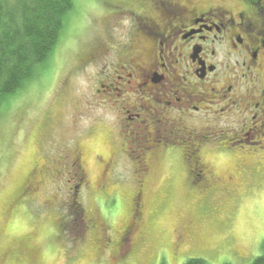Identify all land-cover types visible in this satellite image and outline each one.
Masks as SVG:
<instances>
[{
	"label": "rangeland",
	"instance_id": "374dc122",
	"mask_svg": "<svg viewBox=\"0 0 264 264\" xmlns=\"http://www.w3.org/2000/svg\"><path fill=\"white\" fill-rule=\"evenodd\" d=\"M74 3L40 76L0 98V255L4 254L0 260L4 256L3 264H185L197 257L210 264H252L264 254V146L254 151L250 145L243 149L229 145L231 152L206 148L204 157L218 176L224 177L228 168L236 170L233 182L221 187L189 180L179 146L161 149L154 156L141 150L114 154L121 147L114 132L117 111L106 103L115 101L104 93L95 94L98 79L105 83L97 76L102 62L86 60L108 41L106 11L95 0ZM51 140L68 146L77 141L85 148L88 184L76 191L80 206L69 200L74 196L69 188L77 178L71 180L68 170L46 174L47 168L52 172L60 164L55 155L51 161L42 156L44 142ZM127 146L136 150L132 143ZM98 156L113 162L105 186ZM148 157L153 169L145 177ZM245 161L256 170L242 174L240 166ZM36 164L44 168L40 185L23 195ZM137 169L144 174L140 178L146 185L144 199L139 201L146 204L145 221L154 252L149 256L143 249L132 250L122 257L115 253L109 261L98 263L90 251L95 230L83 222L81 210L86 216L101 217L110 233H117L132 215L133 196L143 188L137 183ZM138 205L136 216L141 210ZM189 216L195 220L198 237L208 242L207 249L188 240L176 246V229ZM27 233L41 255L38 261L17 243Z\"/></svg>",
	"mask_w": 264,
	"mask_h": 264
},
{
	"label": "flooded vegetation",
	"instance_id": "af4514ba",
	"mask_svg": "<svg viewBox=\"0 0 264 264\" xmlns=\"http://www.w3.org/2000/svg\"><path fill=\"white\" fill-rule=\"evenodd\" d=\"M95 5H103L106 11L108 41L86 60L102 62L97 76L106 84L98 79L95 94L104 93L115 101L106 103L117 111L113 123L121 147L114 154L141 150L154 156L161 149L179 146L194 184L221 187L233 182L236 170L228 168L224 177L218 176L204 150L231 152L229 145L242 149L250 145L255 151L264 146V0H95ZM54 142H44L46 154L42 156L51 161L55 155L61 165L52 172L47 168L46 174L68 170L71 180L77 178L69 188L74 195L69 200L80 206L76 191L88 184L85 148L77 141L73 146ZM128 143L136 150L131 151ZM98 157L105 186L113 162ZM42 166H34L35 176L29 184L27 180L23 195L39 187ZM145 167V177L152 175V157ZM240 168L244 175L256 170L246 161ZM140 171L137 183L143 188L133 196L132 215L117 233L111 234L101 217L86 216L81 210L83 222L95 230L90 251L98 263L109 261L115 253L122 257L132 250L143 249L149 256L154 252L144 200L136 216L135 206L140 197L144 199L146 187ZM224 190L229 189L224 186ZM176 235L177 247L186 240L208 247L206 239L198 237L190 216L181 222ZM19 241V247L35 261L40 259L32 235L27 233ZM3 261L4 256L0 264Z\"/></svg>",
	"mask_w": 264,
	"mask_h": 264
},
{
	"label": "trees",
	"instance_id": "16d2710c",
	"mask_svg": "<svg viewBox=\"0 0 264 264\" xmlns=\"http://www.w3.org/2000/svg\"><path fill=\"white\" fill-rule=\"evenodd\" d=\"M74 7V0H0V98L40 76ZM185 264L210 263L195 257ZM252 264H264V254Z\"/></svg>",
	"mask_w": 264,
	"mask_h": 264
}]
</instances>
